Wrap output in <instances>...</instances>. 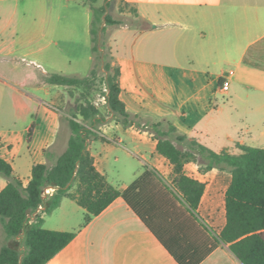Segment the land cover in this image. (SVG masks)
<instances>
[{"label": "crops", "instance_id": "obj_1", "mask_svg": "<svg viewBox=\"0 0 264 264\" xmlns=\"http://www.w3.org/2000/svg\"><path fill=\"white\" fill-rule=\"evenodd\" d=\"M118 4L131 10L123 14L133 17L131 26L137 30L132 42L128 39L132 27L121 33L123 24L108 26L107 47L120 68V99L137 118L127 127L108 119L86 123L91 132L87 145L97 170L121 192L131 184L111 182L110 153L121 149L128 156H150V166L138 170L134 180L147 171L157 175L147 184L144 198L137 200L144 209L141 213L150 216V226L123 197L86 225V211L65 199L52 214L42 212L44 226L50 223L52 227L45 229L76 235L47 264H180L170 248L192 260L203 258L199 264H243L229 245L218 241L227 223L225 197L232 174L205 171L195 163L186 167L189 177L207 183L193 216L172 186V165L156 152L151 125L163 123V130L172 125L178 135L217 153L241 154L238 145L264 149V0H118ZM57 30L58 24L41 18L28 26L25 45L38 47L36 43ZM46 47L39 46L34 53H44ZM89 60L94 63L93 53ZM226 79L230 88L223 91ZM58 124L41 129L34 125L30 141L36 135L47 136L40 163L54 165L67 149L70 136L62 135ZM2 140L7 147L0 156L27 186L33 166L40 163L19 171L15 162L19 142ZM125 141L137 152L123 146ZM161 160L170 168L162 169ZM7 183L0 184V191ZM23 239L21 234L11 243L24 253Z\"/></svg>", "mask_w": 264, "mask_h": 264}, {"label": "trees", "instance_id": "obj_2", "mask_svg": "<svg viewBox=\"0 0 264 264\" xmlns=\"http://www.w3.org/2000/svg\"><path fill=\"white\" fill-rule=\"evenodd\" d=\"M106 12V7H102L95 9L93 14L91 34L94 68L91 75L85 79L52 75L47 80L52 85L69 88L88 85L98 76L97 69L103 63L108 107L117 121L127 127L137 117L126 111L120 99V68L109 60L113 57L106 43L103 41L101 45L105 54L101 53L99 44L100 32L104 35L108 26L117 24L110 15L104 19ZM132 12L136 14L134 9ZM103 21L105 26L101 28ZM84 100L69 119L71 135L67 149L52 166L43 163L34 165L27 186L13 175L11 163L0 156V174L8 180L0 191V237L4 238L0 248V264H47L63 250L76 234L45 229L43 214H52L65 199L76 201L86 211V225L117 198L123 197L150 226L151 218L141 213L144 209L137 200L144 198V190L147 184L157 178L156 173L145 172L124 192L108 182L106 176L97 170L87 145L91 132L85 124H93L98 120L100 111L87 99ZM78 116L82 122L78 121ZM163 125H151L156 152L172 165V186L189 212L195 216L207 183L189 177L185 172L186 167L195 163L205 171H229L232 182L225 197L227 223L218 241L229 245L243 264H264V149L238 145L241 150L239 155L227 150L217 153L195 140L178 135L172 125L163 130ZM33 130L34 125L29 131V140ZM181 145L184 147L181 148ZM50 186L55 188V192L46 197L44 191ZM39 206L44 207L43 214L35 215ZM28 211H31L30 216ZM33 215L35 219L32 221ZM21 231H24V253L11 243L21 235ZM170 250L180 264H199L203 259L192 260Z\"/></svg>", "mask_w": 264, "mask_h": 264}, {"label": "rangeland", "instance_id": "obj_3", "mask_svg": "<svg viewBox=\"0 0 264 264\" xmlns=\"http://www.w3.org/2000/svg\"><path fill=\"white\" fill-rule=\"evenodd\" d=\"M102 7L107 9L104 19L110 15L117 25L123 24L119 27L121 33L126 26L132 27L133 17L123 14L131 10L125 5H119L118 0L0 1V151L6 153L7 142L2 139L19 142L15 159L19 171L44 160L43 149L46 148L47 136L36 135L30 141L28 130L32 125L41 129L42 125L50 127L58 121L62 135L70 136L69 119L84 99L100 111L97 118L99 121H117L106 100V72L103 63L97 69L98 76L88 85L59 87L47 80L52 75L71 78H88L91 75L94 68V63L89 60L92 55V19L94 10ZM41 18L47 23L58 24L59 30L51 32L48 39L36 43L38 47L47 46L44 53L37 54L34 51L38 47L26 46L25 41L28 26L39 22ZM104 26L105 21L101 28ZM135 30L137 27H132L128 33V39L132 42L134 38L131 35ZM108 37L106 33L103 35L100 32V47L103 41L108 46ZM100 49L105 54L103 48ZM109 60L114 65V59ZM78 121L82 122L80 116ZM123 146L133 153L137 152L128 141ZM145 156V159L140 155L128 156L121 149L111 152L108 163L109 170L113 172L111 182L132 184L136 172L146 164L150 166V156ZM116 157L120 158L119 162L115 161ZM159 166L162 169L170 168L164 160L160 161ZM6 180L0 174V184ZM79 222H84V216ZM49 227H52L50 223L44 226ZM3 243L0 239V248Z\"/></svg>", "mask_w": 264, "mask_h": 264}, {"label": "built area", "instance_id": "obj_4", "mask_svg": "<svg viewBox=\"0 0 264 264\" xmlns=\"http://www.w3.org/2000/svg\"><path fill=\"white\" fill-rule=\"evenodd\" d=\"M230 74H233V72H230ZM230 88V81L228 79L224 80L223 81V85H222V90L223 91H228ZM55 192V188L54 187H47L44 191V195L47 197V196H51L53 195ZM44 211V207L43 206H39V208L37 209L36 211V214L35 215H38V214H42V212Z\"/></svg>", "mask_w": 264, "mask_h": 264}, {"label": "water", "instance_id": "obj_5", "mask_svg": "<svg viewBox=\"0 0 264 264\" xmlns=\"http://www.w3.org/2000/svg\"><path fill=\"white\" fill-rule=\"evenodd\" d=\"M27 214H28V216H30V215H31V211H28ZM21 234H24V231H21ZM22 257H23V256H21V258H22Z\"/></svg>", "mask_w": 264, "mask_h": 264}]
</instances>
